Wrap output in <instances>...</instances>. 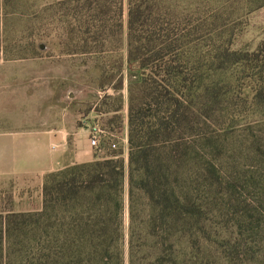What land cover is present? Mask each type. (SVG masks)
Listing matches in <instances>:
<instances>
[{"label":"rangeland","instance_id":"obj_1","mask_svg":"<svg viewBox=\"0 0 264 264\" xmlns=\"http://www.w3.org/2000/svg\"><path fill=\"white\" fill-rule=\"evenodd\" d=\"M64 1L0 0V128L23 131L35 120L54 119L48 111L56 108L68 112V123L75 117L74 126L87 142L88 127L98 124L107 143L118 146L114 152L125 166L120 264H156L151 242L139 241L131 262L128 256L127 2L122 0L119 42L109 30L88 29L86 8L74 10ZM157 2L159 16L150 21L157 17L155 37L162 40L168 33L176 63L207 88L203 121L179 135L198 149L203 175L198 229L179 264H264V94L257 95L264 84V0ZM150 22L145 29L155 25ZM232 52L257 61L231 65ZM116 73L123 77L119 90L114 89ZM18 199L0 189L1 218L34 213L10 211ZM31 199L39 204L35 191ZM11 229L9 237L2 231L0 264H39L42 245L31 227ZM174 250L178 256L179 249ZM167 258L164 264H171Z\"/></svg>","mask_w":264,"mask_h":264},{"label":"trees","instance_id":"obj_2","mask_svg":"<svg viewBox=\"0 0 264 264\" xmlns=\"http://www.w3.org/2000/svg\"><path fill=\"white\" fill-rule=\"evenodd\" d=\"M126 2L128 256L131 262L139 241L151 242L156 264H164L166 257L179 264L181 251L198 229L203 180L198 149L180 136L203 121L207 88L190 80L176 63L175 41L168 33L162 40L155 37L160 34L157 17L152 23V17L159 16L157 0ZM73 4L74 10L86 8L88 29L98 34L109 30L120 42L122 0L62 2ZM147 21L155 25L145 29ZM247 61L257 59L231 53V65ZM113 78L114 89H121L122 75ZM263 90L264 84L257 91L259 97ZM103 156L46 175L39 212L0 217V253L2 231L9 237L11 226L19 224L31 227V235L42 245L39 264H120L125 166L119 153Z\"/></svg>","mask_w":264,"mask_h":264},{"label":"crops","instance_id":"obj_3","mask_svg":"<svg viewBox=\"0 0 264 264\" xmlns=\"http://www.w3.org/2000/svg\"><path fill=\"white\" fill-rule=\"evenodd\" d=\"M54 119L34 121L23 131L0 128V189L19 197L15 213L39 212L44 177L67 167L96 160L82 130L68 123V112L49 110ZM126 148V146H125ZM32 191L39 204H32ZM25 205L18 210V205ZM34 208V209H32Z\"/></svg>","mask_w":264,"mask_h":264},{"label":"built area","instance_id":"obj_4","mask_svg":"<svg viewBox=\"0 0 264 264\" xmlns=\"http://www.w3.org/2000/svg\"><path fill=\"white\" fill-rule=\"evenodd\" d=\"M89 133V147L97 152L99 155H103L105 152L115 151L117 145L107 143V133L103 131L98 124H93V126L88 127ZM124 145L126 144V136L122 138Z\"/></svg>","mask_w":264,"mask_h":264}]
</instances>
